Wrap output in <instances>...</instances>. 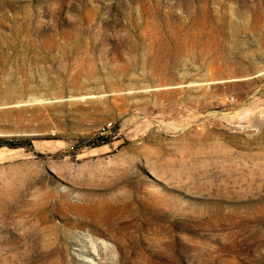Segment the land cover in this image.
<instances>
[{
  "label": "rangeland",
  "instance_id": "374dc122",
  "mask_svg": "<svg viewBox=\"0 0 264 264\" xmlns=\"http://www.w3.org/2000/svg\"><path fill=\"white\" fill-rule=\"evenodd\" d=\"M0 134V264H264V0H0Z\"/></svg>",
  "mask_w": 264,
  "mask_h": 264
},
{
  "label": "bare ground",
  "instance_id": "6f19581e",
  "mask_svg": "<svg viewBox=\"0 0 264 264\" xmlns=\"http://www.w3.org/2000/svg\"><path fill=\"white\" fill-rule=\"evenodd\" d=\"M55 170H58V169H55ZM42 179H44V178H42ZM133 185H135V184H133ZM130 187L132 188L130 198L120 196L119 194L115 195V197L113 199L112 198L108 199L106 202L102 203L99 207L96 206V208H92V210L89 209L87 216H84L87 218V220H84V219L83 220H80V219L73 220L72 218H70V219L68 218L65 220L71 222L72 225H79V226L87 225L89 227V229H92L95 232H99L101 235H105L106 232H108V231H113V233H116L118 235H122L123 237L120 236L119 242L125 248V252L129 251L130 246H128L129 244L128 245L126 244V239L124 237V226H123V224L125 222L120 221V219L122 218L121 217L122 214H125L126 212L129 213V212L133 211L132 206L134 205V203H133L134 200L132 199V197L134 194L133 191L136 190V186H130ZM47 195H48V197H47L45 202L37 200V201H35V204L33 206L36 208H40V220L41 221L49 220L51 217H49L48 214H50L49 212L51 211V209L56 208L55 206H57L59 208L60 205L62 204V203H60V200L57 199V197L55 195H53L52 193H50V194L47 193ZM36 198L39 199L38 197H36ZM58 208H57V210H58ZM88 219H90L94 223L88 222ZM106 219H107V221L104 222ZM105 225H106V228L104 227ZM78 241L79 242H76V244H75L76 246H79L80 248L86 247L83 240H81V241L78 240ZM81 251L83 254L87 253L86 251H83V250H81ZM124 254L125 253H121V258H123Z\"/></svg>",
  "mask_w": 264,
  "mask_h": 264
},
{
  "label": "trees",
  "instance_id": "16d2710c",
  "mask_svg": "<svg viewBox=\"0 0 264 264\" xmlns=\"http://www.w3.org/2000/svg\"><path fill=\"white\" fill-rule=\"evenodd\" d=\"M106 141L105 143H108ZM20 145H28L29 147H33L32 140L28 138H17V139H9L5 137H0V148L3 146H20Z\"/></svg>",
  "mask_w": 264,
  "mask_h": 264
},
{
  "label": "water",
  "instance_id": "95a60500",
  "mask_svg": "<svg viewBox=\"0 0 264 264\" xmlns=\"http://www.w3.org/2000/svg\"><path fill=\"white\" fill-rule=\"evenodd\" d=\"M28 136L37 137L39 135H37V134H31V135H28ZM0 137H9V136H6L4 134H0Z\"/></svg>",
  "mask_w": 264,
  "mask_h": 264
}]
</instances>
